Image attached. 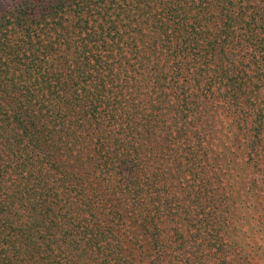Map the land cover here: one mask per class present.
<instances>
[{"label":"trees","instance_id":"16d2710c","mask_svg":"<svg viewBox=\"0 0 264 264\" xmlns=\"http://www.w3.org/2000/svg\"><path fill=\"white\" fill-rule=\"evenodd\" d=\"M0 264H264V0L0 7Z\"/></svg>","mask_w":264,"mask_h":264},{"label":"rangeland","instance_id":"374dc122","mask_svg":"<svg viewBox=\"0 0 264 264\" xmlns=\"http://www.w3.org/2000/svg\"><path fill=\"white\" fill-rule=\"evenodd\" d=\"M16 1L18 0H0V7L14 4Z\"/></svg>","mask_w":264,"mask_h":264}]
</instances>
